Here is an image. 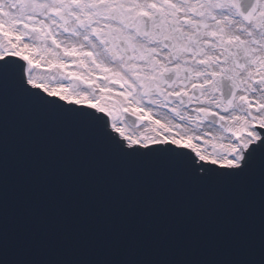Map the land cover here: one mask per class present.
<instances>
[{
    "label": "snow or ice",
    "instance_id": "snow-or-ice-1",
    "mask_svg": "<svg viewBox=\"0 0 264 264\" xmlns=\"http://www.w3.org/2000/svg\"><path fill=\"white\" fill-rule=\"evenodd\" d=\"M0 264H264V0H0Z\"/></svg>",
    "mask_w": 264,
    "mask_h": 264
}]
</instances>
